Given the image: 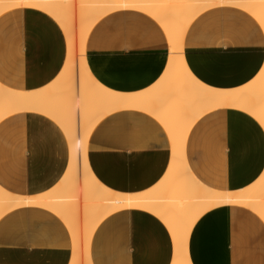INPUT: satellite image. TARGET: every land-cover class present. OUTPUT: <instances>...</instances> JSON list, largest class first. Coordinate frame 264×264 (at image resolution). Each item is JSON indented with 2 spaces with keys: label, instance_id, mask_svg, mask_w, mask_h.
Here are the masks:
<instances>
[{
  "label": "crops",
  "instance_id": "obj_1",
  "mask_svg": "<svg viewBox=\"0 0 264 264\" xmlns=\"http://www.w3.org/2000/svg\"><path fill=\"white\" fill-rule=\"evenodd\" d=\"M182 47L191 74L214 89L243 87L264 66L263 28L230 3L199 11L184 31ZM84 50L98 83L135 94L161 77L168 39L151 15L118 8L92 24ZM66 56L65 33L49 13L23 6L0 14V84L26 91L44 87L58 76ZM140 110L104 115L87 138L89 170L113 191H146L168 170V134L152 114ZM183 158L204 187L245 189L264 171V129L240 108L209 110L191 124ZM68 161L66 136L51 119L35 112L0 119L1 188L27 196L46 192L60 180ZM186 250L190 264H264V220L242 205L210 207L193 223ZM71 251L64 222L44 207L17 206L0 216V264H69ZM89 258L91 264H171L173 242L156 215L137 207L121 209L95 226Z\"/></svg>",
  "mask_w": 264,
  "mask_h": 264
},
{
  "label": "bare ground",
  "instance_id": "obj_2",
  "mask_svg": "<svg viewBox=\"0 0 264 264\" xmlns=\"http://www.w3.org/2000/svg\"><path fill=\"white\" fill-rule=\"evenodd\" d=\"M218 3L242 7L264 30V0H0V14L23 6L49 13L62 27L68 48L60 73L48 85L26 91L0 84V119L19 112L42 114L58 125L69 145L65 172L48 191L27 196L0 187V216L17 206H41L53 212L70 234L69 264H91L89 242L95 226L121 209H145L167 226L173 242L171 264H190L186 250L189 231L210 207L242 205L264 220V171L245 189L215 191L190 174L183 158L191 124L209 110L240 108L264 129V66L247 85L220 90L202 84L185 64L182 38L187 25L199 11ZM126 7L154 17L168 39L164 72L152 87L135 94L116 92L98 83L84 57V42L92 24L102 15ZM74 52L78 55L76 61ZM127 108L152 114L170 142L171 158L165 176L140 193H122L105 187L92 175L86 159L87 138L97 121L108 113Z\"/></svg>",
  "mask_w": 264,
  "mask_h": 264
},
{
  "label": "rangeland",
  "instance_id": "obj_3",
  "mask_svg": "<svg viewBox=\"0 0 264 264\" xmlns=\"http://www.w3.org/2000/svg\"><path fill=\"white\" fill-rule=\"evenodd\" d=\"M67 53H68V48H67ZM78 58V55L74 52L73 53V59H74V61H76V59ZM74 72H75V69H74ZM77 107V106H76Z\"/></svg>",
  "mask_w": 264,
  "mask_h": 264
}]
</instances>
